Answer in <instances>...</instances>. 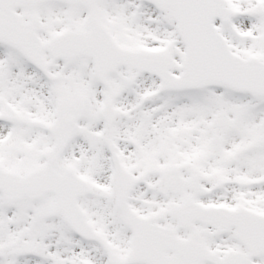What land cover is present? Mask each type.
Wrapping results in <instances>:
<instances>
[{"label":"snow or ice","instance_id":"1","mask_svg":"<svg viewBox=\"0 0 264 264\" xmlns=\"http://www.w3.org/2000/svg\"><path fill=\"white\" fill-rule=\"evenodd\" d=\"M0 264H264V0H0Z\"/></svg>","mask_w":264,"mask_h":264}]
</instances>
